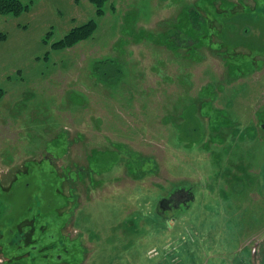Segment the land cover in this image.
<instances>
[{
	"label": "rangeland",
	"instance_id": "rangeland-1",
	"mask_svg": "<svg viewBox=\"0 0 264 264\" xmlns=\"http://www.w3.org/2000/svg\"><path fill=\"white\" fill-rule=\"evenodd\" d=\"M105 11L0 15V264H264V0Z\"/></svg>",
	"mask_w": 264,
	"mask_h": 264
},
{
	"label": "trees",
	"instance_id": "trees-1",
	"mask_svg": "<svg viewBox=\"0 0 264 264\" xmlns=\"http://www.w3.org/2000/svg\"><path fill=\"white\" fill-rule=\"evenodd\" d=\"M95 7L96 16L101 18L105 15V6L110 0H89ZM34 0H0V15H11L19 17L25 12H29L33 6ZM98 28V22L95 19L89 20L87 23L74 27L59 42L53 44L55 49H67L77 45L79 42L90 38ZM51 32H49L48 37ZM47 37V38H48ZM45 38V42H47ZM4 96V90L0 88V98Z\"/></svg>",
	"mask_w": 264,
	"mask_h": 264
},
{
	"label": "flooded vegetation",
	"instance_id": "flooded-vegetation-1",
	"mask_svg": "<svg viewBox=\"0 0 264 264\" xmlns=\"http://www.w3.org/2000/svg\"><path fill=\"white\" fill-rule=\"evenodd\" d=\"M178 195H179V196L177 197V199H175L174 196H173L171 199H165V200L163 199V200H161V201L159 202V205H158V213L164 215V212H168V211L176 210V209H178L180 206L182 207L183 205L187 204L185 201H188V199L186 198V196H188L189 194H184V192H183V193H180V192H179ZM182 196H184V199L182 200L183 203H181L180 205H175V204H174V205L172 206V203H173L174 201H178V202L181 201V197H182ZM167 204H169V205H167ZM22 239L26 241L25 236H22ZM32 242H33V240H32ZM43 256H45V255H43ZM46 257H47V256H46ZM57 258H58V260L61 259L60 256H57ZM64 264H65V263H64Z\"/></svg>",
	"mask_w": 264,
	"mask_h": 264
}]
</instances>
